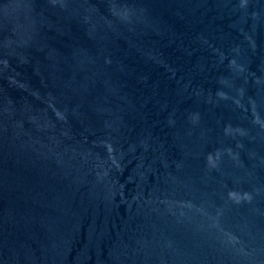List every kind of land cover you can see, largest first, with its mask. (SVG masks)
I'll list each match as a JSON object with an SVG mask.
<instances>
[{
    "label": "water",
    "instance_id": "obj_1",
    "mask_svg": "<svg viewBox=\"0 0 264 264\" xmlns=\"http://www.w3.org/2000/svg\"><path fill=\"white\" fill-rule=\"evenodd\" d=\"M253 264H264V0H174Z\"/></svg>",
    "mask_w": 264,
    "mask_h": 264
}]
</instances>
